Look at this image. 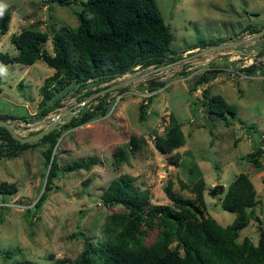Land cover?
<instances>
[{
  "label": "rangeland",
  "instance_id": "rangeland-1",
  "mask_svg": "<svg viewBox=\"0 0 264 264\" xmlns=\"http://www.w3.org/2000/svg\"><path fill=\"white\" fill-rule=\"evenodd\" d=\"M67 1L0 0L10 9L8 28L0 35V50L15 54L10 35L27 25L45 31L48 37L61 25H75L78 0ZM156 4L172 33L173 55L178 57L166 59L156 69L157 65L136 66L111 79L87 81L85 88L92 89L144 73L143 77L107 91L105 100L115 105L110 108L109 102L104 114L74 127H57L61 131L54 151L59 168L74 158L95 155L97 161L88 169H60L38 212L31 216V224L25 221L24 207L30 206L43 189L47 166L42 150L46 143L26 147L16 155L0 156V181L16 186L15 191L0 194V264L22 260L67 264L84 242L108 238L104 228L107 217L121 207L102 204L99 194L112 177L123 172L132 176L136 187L147 188L152 203L170 202L163 189L167 180L176 193L192 198L190 187L201 176L205 211L221 225L229 223L235 213L220 206L223 192L209 194L208 188L221 183L225 189L237 172H245L253 184L256 203L236 240L246 236L256 242L258 228H264V154H259L256 166L246 153L256 148L264 135V65L249 71L241 68L248 66L244 59L249 57L264 63V33L250 36L254 32L248 27L264 25V0H156ZM217 37H225L222 42L247 38L238 45L186 57L211 45L190 48L199 40ZM43 46L52 52L50 38ZM52 72L53 68L41 59L31 64L8 62L0 67V113L16 116L11 120L20 127V134L37 130L45 125L41 119L83 98L80 92L63 90L60 105L38 117L39 86ZM202 72L211 77L192 88L193 79ZM151 77L163 84L151 91L145 117L140 119L138 105L149 94L145 80ZM204 86L210 94H219L235 106L242 122L228 115L222 119L208 113L201 96ZM89 104L86 102L81 109ZM169 115L180 123L184 136L183 144L175 149L176 163L153 145L154 136L163 135ZM132 134L145 141L139 142L140 147L133 153L126 147L124 160L115 166L111 151ZM154 236L155 228L147 229L140 245H147ZM6 249L12 253L7 254Z\"/></svg>",
  "mask_w": 264,
  "mask_h": 264
},
{
  "label": "trees",
  "instance_id": "trees-1",
  "mask_svg": "<svg viewBox=\"0 0 264 264\" xmlns=\"http://www.w3.org/2000/svg\"><path fill=\"white\" fill-rule=\"evenodd\" d=\"M68 2L67 0H56ZM79 8L74 10L76 24L61 25L52 30L50 36L43 30L27 25L10 35V41L16 49L15 54L0 50V67L8 62L31 64L41 59L53 72L43 78L39 86L38 117L45 116L60 105V93L72 90L82 93V97L100 88L86 89L88 80L100 82L120 76L134 67L159 65L166 59H175L170 47L172 33L164 22L156 0H78ZM10 9L5 6L0 15V35L8 28ZM250 32L261 26H249ZM50 38L52 52L44 49V42ZM226 40L225 37L199 40L190 48L205 46ZM257 65H264L258 62ZM255 63L241 68L249 71ZM210 73L202 72L192 81V88L200 82H206ZM77 83V86L75 84ZM161 80L153 77L145 80V95L138 105V117H145L150 102L151 91L162 85ZM84 88V90H82ZM96 95L81 110L76 112L62 127H74L93 117L104 114L108 109L105 95ZM202 102L208 113L216 118H240L236 108L227 103L219 94H210L207 86L201 89ZM94 101V102H93ZM7 112L0 113V119L15 118ZM60 128H54L44 134L39 141L19 143L3 126H0V156L16 155L26 147L46 143L42 150L45 166V181L42 191L30 206L24 207V217L28 224L36 214L51 188L52 178L59 170L69 171L78 168L88 169L97 161L95 155L86 158H74L60 168L55 156L54 146L60 134ZM246 132V131H245ZM142 137L130 135L123 145L115 146L111 151L112 162L118 166L125 158V148L133 153L144 142ZM184 136L180 123L169 115L168 125L163 135L153 138L155 148L167 153L172 163H176V148L182 145ZM174 150V151H173ZM250 160L259 165L257 159L260 150L254 148L246 153ZM264 164V163H263ZM127 173L112 177L101 189L99 198L106 206L119 205L105 222V231L109 237L97 242H84L81 250L67 264H264V228H258L256 242L244 236L236 240L238 230L243 228L252 215L256 203L255 190L245 172L239 171L222 191L220 206L233 211V219L219 224L205 211L202 190L204 180L201 176L191 185L192 198H186L171 188L167 180L163 187L168 203H152L147 188H138ZM16 190L13 182L0 181V194ZM155 228V236L147 245H140L147 229ZM7 254L12 253L6 249ZM9 256V255H8ZM17 264H39L31 260H22Z\"/></svg>",
  "mask_w": 264,
  "mask_h": 264
},
{
  "label": "water",
  "instance_id": "water-1",
  "mask_svg": "<svg viewBox=\"0 0 264 264\" xmlns=\"http://www.w3.org/2000/svg\"><path fill=\"white\" fill-rule=\"evenodd\" d=\"M262 33H264V25L262 27H260L257 31L252 33L250 36L259 35ZM246 38L247 37H242V38H239L237 40L230 41V42L213 43V44L208 45L207 47H205L203 49H200L198 51H194L193 53L188 54L186 57H189V58L193 57V56L199 54L200 52H202L203 50L223 49L226 47L238 45L241 42H243ZM159 66H163V65H157L154 67V69L158 68ZM143 75H144V73H141L139 75H133V76L128 77L127 79H125L122 82H116V83L108 84V85L100 88L99 90H97L93 93H90L89 95L83 97L77 103H72V104L68 105L65 109L59 108L56 112H54L49 117L41 119L40 123H45L44 126L38 128L35 131L29 132L27 134H20L18 132V129L20 127L14 126L13 121L10 118L9 119H0V126H3L5 129H7L8 132L11 134V136L14 139H16L19 143L37 142L40 140V138L44 134H46L50 130L57 128L61 124L66 123L71 118V116L76 114V112L81 109L82 105H84L88 101H91V99L93 97H95L96 95L103 94L104 92H107V91H110L114 88L120 87L121 85H124V84L128 83L129 81H132V80H134L140 76L143 77ZM75 86H77V83L75 84ZM87 89H89V87ZM60 116H62V119H58ZM47 169H48V165L46 168V172H47ZM44 181H45V178L43 180V184H44ZM81 184H84V181H82ZM223 190H224V186L221 183H216L212 187L208 188V193L214 195V194L222 193Z\"/></svg>",
  "mask_w": 264,
  "mask_h": 264
},
{
  "label": "built area",
  "instance_id": "built-area-1",
  "mask_svg": "<svg viewBox=\"0 0 264 264\" xmlns=\"http://www.w3.org/2000/svg\"><path fill=\"white\" fill-rule=\"evenodd\" d=\"M258 58V57H257ZM245 61H247V65H250L251 63H255L257 65V63L259 62L257 59H252V57H249L248 59H244ZM245 64V65H246ZM107 103H109V99L106 100ZM115 105V102H110V108H112ZM257 148L260 150V155L264 154V135H261L260 141L257 144Z\"/></svg>",
  "mask_w": 264,
  "mask_h": 264
},
{
  "label": "clouds",
  "instance_id": "clouds-1",
  "mask_svg": "<svg viewBox=\"0 0 264 264\" xmlns=\"http://www.w3.org/2000/svg\"><path fill=\"white\" fill-rule=\"evenodd\" d=\"M5 8L4 4H0V15H3V10Z\"/></svg>",
  "mask_w": 264,
  "mask_h": 264
}]
</instances>
